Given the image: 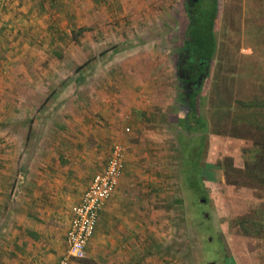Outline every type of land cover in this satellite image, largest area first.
Segmentation results:
<instances>
[{
	"label": "crops",
	"instance_id": "obj_1",
	"mask_svg": "<svg viewBox=\"0 0 264 264\" xmlns=\"http://www.w3.org/2000/svg\"><path fill=\"white\" fill-rule=\"evenodd\" d=\"M143 2L0 0V19L3 13H7L4 18L10 16V3L19 6L21 15L14 14L13 18H18L15 25L19 22L28 26L32 36L28 46L17 41L8 47L0 45V264H58L67 250L65 233L71 209L93 177L104 170L116 143L125 150L123 175L100 213L86 258L70 264H129L130 258L143 259L142 242L150 240L151 224L155 223L135 198L147 189L152 191L157 182L159 171L151 173L153 169L148 164L171 154L164 147L169 142L166 136L173 139L172 144L178 149L179 144L187 145L180 154L191 160L195 159L192 142L198 135L246 142L253 137L255 130L251 126L240 127L238 136H230L231 129L219 137L210 134L212 121L205 118L204 110L209 114L211 88L176 90L167 100L164 83L168 76L163 73L137 77L117 73V69L115 73L92 76L85 72L74 77L68 76V68L57 73L56 67L62 70L89 64L92 70L99 71L103 65H127L129 58L98 59L96 51L103 48L105 35L118 45L127 40L131 27L124 25L123 20L130 17L131 8H137L140 16ZM218 2L215 17L219 15L224 20L225 15L231 16L224 27L230 24L235 31V17L243 23L235 40L226 35L219 42L222 50L235 51L233 59L229 54L230 63L239 70L231 73L234 86L222 87L224 97L236 98L233 107L240 103L249 106L240 110L241 104L240 114L264 115V0H221V14L217 13ZM220 23L219 26L223 24ZM2 26L0 23V32ZM19 29L22 28H14L15 36ZM24 34L20 36L25 38ZM215 38L212 28L213 55L206 58L208 66L201 71L210 73L214 67L211 61L216 53ZM242 49L248 54L241 55ZM44 70L47 71L43 73ZM42 82L48 83L45 98H52L43 107L32 100L43 98L44 93L35 95ZM242 85L244 90L239 91ZM28 97L30 103L25 105L24 98ZM183 101L187 102L185 107ZM127 128L129 132L125 131ZM182 132L188 136L186 142L180 137ZM170 162L168 158V167H172ZM211 171L206 174L210 179L217 172H225L220 167ZM143 180L148 183L147 188L136 186ZM125 188L127 191L120 195Z\"/></svg>",
	"mask_w": 264,
	"mask_h": 264
},
{
	"label": "rangeland",
	"instance_id": "obj_2",
	"mask_svg": "<svg viewBox=\"0 0 264 264\" xmlns=\"http://www.w3.org/2000/svg\"><path fill=\"white\" fill-rule=\"evenodd\" d=\"M136 4L139 8V1ZM221 5L222 2L219 0L217 13L220 14ZM8 7H11L8 8L11 12L10 16L4 18L7 13H3V18L0 19V23H3V30L0 32V45L8 47L17 41L23 46H28L29 39L32 37L29 27L19 22L15 25L14 21L18 18H13L14 14L20 13L21 15V12L17 11L19 6H13L10 3ZM141 7L144 9L139 11L140 16L136 11L137 8H131L130 17L127 21L123 20L124 25L131 27L129 35H127L128 38L125 37L127 39L125 42L120 45L114 44L108 35H105L107 39H103L106 41L103 48L96 51L98 59L113 60V57L122 60L129 58L127 65L117 67L103 65L100 66L99 71L92 70L93 66L89 64L82 67H62V70L56 67L57 73H62L64 68L69 69L68 76L74 75V77L85 72L89 75L93 74L92 76L99 73H115L117 69V73L137 77L163 73L168 76V81L164 83V95L168 97H166L167 100H170L176 90L191 92L197 91L198 88L203 90L211 88L208 100L210 119H212L211 134L216 133L221 124V118L217 117V114L226 111L227 107L229 109L230 103L236 98L225 97L227 107H223L225 103L220 102L221 99L215 93L221 86H234L235 78L231 73L239 71L234 70L231 67L233 63H230L229 54L233 59L235 51L230 53L229 50H222L221 47L219 48V42L226 35L234 40L239 36L237 32L243 24L241 19L234 18L235 31L230 29V24L224 27L230 20V15H225L224 20L219 18V15L213 19L216 53L214 60L212 58L211 61L214 63V67L208 73L206 70L205 72L201 71L203 64L200 62L201 60H198L197 53L193 51L194 41L191 38L195 30L198 11L199 14L203 11L207 13L209 9L207 2L200 1L198 9L197 2L194 0L153 2L145 0ZM116 21H112L114 26H117ZM220 22H223L221 26H219ZM26 27L27 30L24 29ZM14 28H22L17 31L16 36ZM87 29L90 31L91 28ZM22 32L25 33V38L20 36ZM75 37L73 36V38ZM111 37H115L113 33H111ZM240 45L242 46L241 41ZM239 53L246 55L248 50L242 49ZM191 54L200 64L198 66L195 64L193 71H190L194 78H186L180 62L181 59L189 60ZM236 56L238 58V54ZM132 57L136 60H130ZM215 59L218 61L215 62ZM205 65L208 66V63ZM50 68L51 66L48 69ZM46 71L44 70L43 73ZM226 71L228 73L224 79L223 75L226 74ZM195 73L197 74L195 75ZM242 73L244 74V71ZM47 84V82H42L39 85V90L35 89L36 96L44 93L43 98L32 99L35 100V104H41V107L52 100L50 96L45 98L46 90L44 88ZM100 85L105 86L106 84L100 83ZM243 90L244 85L239 87V91ZM30 100V97L24 98L25 105L29 104ZM186 104L187 102L183 101V107ZM205 110L204 116L207 115ZM246 119L251 121L250 116H247ZM255 120L260 119L255 116ZM215 136L219 137L218 134ZM166 137L169 142L164 147L171 154L166 156L161 154L164 157L162 161L152 159L151 164H148L153 169L150 170L151 173L155 170L159 171L158 177L156 176L157 182L152 187V191L147 189L144 193H138L135 198L139 204H143L146 208L144 213L149 215L155 224H151L150 240L141 243L145 248V257L143 259L130 258L129 264H133L134 261L137 262L136 264H264V233L255 232L257 227L247 223L243 225L241 221L249 216L256 217L255 219L258 221L263 220L264 192L261 189H255L259 184L249 179L245 173L248 162L246 151L251 148V141L230 138L221 140V137L212 140L209 138L210 135L204 137L198 135L192 142L195 144L192 146L195 159L191 160L189 157L183 158L180 154V150H185L187 145L180 146L179 144L178 149L172 144L173 139L170 140L169 136ZM180 137L186 142L188 136L182 132ZM197 142L199 147L196 146ZM168 158L172 163V167L169 166L171 170L167 166ZM215 167H220L225 171L224 175L223 172H217L218 175L210 179L206 174L212 172L211 170ZM147 184L143 180L137 182L136 186L147 188ZM255 190L261 192L258 193ZM126 191V188L123 189L120 195H124L123 192Z\"/></svg>",
	"mask_w": 264,
	"mask_h": 264
},
{
	"label": "trees",
	"instance_id": "obj_3",
	"mask_svg": "<svg viewBox=\"0 0 264 264\" xmlns=\"http://www.w3.org/2000/svg\"><path fill=\"white\" fill-rule=\"evenodd\" d=\"M200 1L207 2L208 3V11L202 12L199 14L196 18V25L194 27V33L192 41H194V49L193 51L197 53L196 56H199V59L206 60L209 56L212 54V28H213V19H215V13H216V5L217 0H197V7L199 9V3ZM197 9V10H198ZM221 86L219 88V91L215 93L216 96H219L221 99L220 102L223 101L225 103V93ZM227 103V102H226ZM224 104L223 107H227V104ZM237 104V103H236ZM242 104V106H240ZM245 105V109H249L246 104L240 103V110L243 109V106ZM233 107V103H230V107L225 109L226 111H221L217 114V117L221 118L219 125V131L217 130L216 133L220 136H223L226 134V130L231 129V133H229L230 136H238L237 133H240V127L245 128L246 126H251L253 130H255L253 133V137H249L251 143V148L246 151L247 153V165H246V176L255 181L259 184V186H256L255 189H261L264 192V115L261 113L257 116L261 118V120H255L254 121V115L251 114H240L238 107ZM233 112V115H231ZM247 116H253V121H249L246 119ZM205 118H210V114H207ZM218 118V119H219ZM212 120V119H211ZM216 120V119H215ZM206 124V123H205ZM213 127H216L213 125ZM250 129V128H249ZM228 130V132H229ZM245 130V129H244ZM252 130V129H250ZM227 132V133H228ZM211 134V133H210ZM242 136V135H241ZM253 188V189H254ZM263 220L258 221L252 217H248L246 219H242V224L245 225V223L250 224L252 226L257 227L255 232L257 233H264V211L262 212Z\"/></svg>",
	"mask_w": 264,
	"mask_h": 264
},
{
	"label": "built area",
	"instance_id": "obj_4",
	"mask_svg": "<svg viewBox=\"0 0 264 264\" xmlns=\"http://www.w3.org/2000/svg\"><path fill=\"white\" fill-rule=\"evenodd\" d=\"M129 132V129H125ZM125 150L114 144L104 170L93 177L80 201L71 209L69 226L65 233L66 254L58 264L86 258V249L92 239L98 218L106 203L112 198L124 171Z\"/></svg>",
	"mask_w": 264,
	"mask_h": 264
},
{
	"label": "flooded vegetation",
	"instance_id": "obj_5",
	"mask_svg": "<svg viewBox=\"0 0 264 264\" xmlns=\"http://www.w3.org/2000/svg\"><path fill=\"white\" fill-rule=\"evenodd\" d=\"M198 60H201V59H198ZM197 61V59H196V57H194L193 56V54H191V56H190V59L189 60H182L181 59V67L182 68H184V71H185V73H184V76L187 78V77H191V78H194L193 77V74L190 72V71H193V68H194V65L196 64V66H198V64H200V63H198V62H196ZM200 62H202V64H203V66L202 65H200V66H202V67H204L205 66V60H201ZM182 68H181V71H182ZM197 70V69H196ZM198 72V71H197ZM197 73H195V75H196ZM184 77V78H185Z\"/></svg>",
	"mask_w": 264,
	"mask_h": 264
},
{
	"label": "water",
	"instance_id": "obj_6",
	"mask_svg": "<svg viewBox=\"0 0 264 264\" xmlns=\"http://www.w3.org/2000/svg\"><path fill=\"white\" fill-rule=\"evenodd\" d=\"M195 1V0H194Z\"/></svg>",
	"mask_w": 264,
	"mask_h": 264
}]
</instances>
